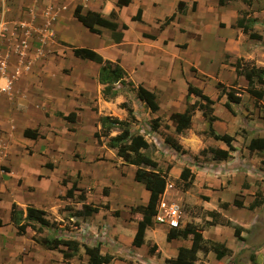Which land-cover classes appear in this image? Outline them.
<instances>
[{"label": "crops", "instance_id": "crops-1", "mask_svg": "<svg viewBox=\"0 0 264 264\" xmlns=\"http://www.w3.org/2000/svg\"><path fill=\"white\" fill-rule=\"evenodd\" d=\"M12 1L10 2L12 3ZM112 1L113 5L109 4L107 6L108 13L106 14L102 12L105 7L104 0H74L70 21L66 23L67 21L61 20L60 16L62 9L65 7L63 2L49 0L45 7L38 9L35 16V20L38 22L36 25L38 33L35 34L39 39L47 35L53 36L55 40L53 47L56 51L52 55V57H55H53L54 62L57 59H64L67 55H72V50L64 48L62 44L76 48H88L107 61H117L132 83L136 86L140 85L156 96L158 104L156 112H151L140 101L145 105L142 110L145 116L154 119L167 118L169 120L172 113H182L188 104L202 102L197 96L187 92L188 84L200 89L203 94L215 101L212 109L213 116L216 119L212 122V128L217 135L227 134L232 137L228 145L222 141L214 140L206 134L209 125L206 119L202 117L201 112L196 111L192 116L190 129L178 134L175 131L174 123L170 121L172 123L170 128L173 132L175 131V134L167 132V136L174 139L181 146L180 154L187 155V157L192 156V160L187 161L188 163L182 161L172 163L169 160L167 166H170V168L166 172L167 166L166 168L161 167L150 153H146V150L141 149L140 152L146 153L157 162L158 170L166 173L167 182L170 180L181 181L179 178L181 170L184 167L189 168L192 178L187 181V185H184V182L181 181L182 190L174 189L176 187L171 184L172 189L164 191L160 196V199L163 197L165 200H171L181 207L179 228L188 223L204 226V222L210 220L206 213L216 212L222 218L229 220L232 225L243 229L241 232L243 240L239 241L234 236L231 227L220 224L203 227V239L222 244L231 251V255L217 259L213 252L209 251L204 254L198 251L194 264H264V189L262 185L259 187L256 184L258 180L264 178V148L263 150L253 151L248 149L251 140L264 139V113H261L259 108L255 107L256 103L263 104L261 101L264 97L261 100H255L254 97L248 95L245 92L247 88L245 78L238 76L233 67L237 60L243 59L247 62H253L256 67L264 68V30L258 34L261 39L254 40L236 27V21L240 18V15L248 13L246 11L249 6L241 0H228L224 5H219L218 0H130L131 2L127 6L119 8L115 7L117 0ZM179 1L185 3L184 15L176 12ZM250 1L251 5L255 4L252 3V0ZM192 2L196 3L194 11L190 8ZM134 4L135 7L142 10L139 22L131 21L137 9L135 12H128V9ZM76 5H81L82 14L92 11L91 13L98 14L109 21L117 23L119 26L126 24L128 29L122 31L123 38L121 42L114 43L111 38V31L100 26H94L100 31L99 35L89 32L72 16ZM142 5L148 6L152 10L155 9V11L159 8L164 12L162 16L164 18L176 12V18L170 24L163 25L164 18L154 13L149 22L155 27V31L152 32L141 27L140 31L132 36L130 35V27L145 23V12ZM112 11L115 12L114 18L110 17ZM240 12L242 13L240 14ZM187 19L197 20L201 25H206L208 29L215 31L217 37L223 41L225 48L220 66L223 70L226 69L231 73V78L229 80L214 78V90L208 93L204 91L206 81L203 78H210L211 81L212 77L191 66L189 71L183 72L185 94L181 105L172 93L173 79L167 72L168 69H165V54L166 51L172 50L177 59L180 57L182 50L188 49L189 44L181 39L187 30L183 25V22ZM72 28L78 29L80 37H72V32H75V29L72 31ZM103 34L107 36L106 40L101 39ZM172 36L173 38H171ZM58 43H61V45ZM153 50L158 52L156 54L157 58L152 57L150 60L148 55ZM39 51L41 52V50ZM143 52L146 55L145 57L142 55ZM14 57V65H16L18 59H23L20 58L22 56L15 55ZM76 61L79 65H82L84 76L77 78L73 69L71 78L60 74L63 80L55 88V96L58 97H55L54 100L59 101L61 106H65L63 109H54L51 112L43 109L44 107H41L39 103V99L42 101L46 97L48 93L46 84L50 81V79L42 77L46 75L43 68H40L39 74L19 76L12 73L11 76L6 72L5 79L0 78V88L5 85L6 80L10 85L5 93H0V139L2 138V141L6 142V154L8 149L13 146V139H17L18 143L22 145L20 159L24 162V168L16 169L10 165V162L0 160V207L5 208L8 213L5 219L0 215V219L4 224L0 227V256L13 259V264H65L59 251L46 250L34 242V237L52 235H42L41 233L45 229L41 233L27 230L24 234H17L16 228L9 222L10 208L15 203L18 209L22 211L28 205L44 210L47 219H50L51 216L54 217V221L49 220L50 222L68 223L69 228H73V231H70L71 236L69 238L89 247L99 244L100 254L113 256L114 259L109 264H168L167 260L174 259L179 248H190L191 240L188 237L166 241L171 228L153 223L152 226L145 229L143 244L140 247L132 245L141 214L132 213L131 209L144 207L149 198V193L144 186L133 179L136 167L123 163L116 155L117 162H112L110 157L104 159L105 161L103 160L101 164L109 168L110 175L98 180L90 174V177L96 182L103 181L102 184L107 186V188L102 187L101 194H91L92 189L90 187H88L87 192L84 191V187L87 186L84 183L85 177L87 178L89 175L82 170L83 164L87 162L86 159L73 160L69 166L62 165L65 173L58 177L55 183L46 180L47 176L45 175L50 174L48 170L53 173L57 167L51 168L46 163L42 165V161H47L48 157H52L54 154L58 155V152L55 150V153L54 151L56 147H59L58 150L61 149L60 153H67L75 146H70L74 139H69L70 141L67 142H62L56 138L50 139L43 131L46 132L49 127L50 130H55L54 124L60 125L65 134H67L68 128H74L75 135L93 128L91 140L96 141L93 133L99 129L98 118L106 115L111 116L100 111L104 106L109 107L112 104L115 109L113 113L115 116L112 117L119 120H126L128 116L125 110L118 107L120 103L125 102L120 99L119 95L110 102L102 99L100 95L102 87L97 83L99 65L88 60H85V63L79 60ZM36 63L39 65V62ZM58 65L64 66V64ZM180 65L181 61L178 66L180 67ZM69 67L71 66L69 65ZM218 83L231 84L236 89H241L240 103L232 104L233 114L224 107L225 95H221L218 99V95H220V92L216 93ZM40 89L44 92V95L38 93ZM161 94L164 99H168L173 104L163 114L159 102ZM244 98H246V102H243ZM93 108H96L98 113ZM218 108H220L219 113H217ZM21 111H27L31 117L35 113L34 117L37 119H34L31 124L19 125L18 115ZM248 111L253 112L249 119L246 118ZM71 113L75 114L72 122H68L59 116V114L67 116ZM132 114L135 115L136 113L133 111ZM195 118L201 126H195ZM84 122H86L84 128L78 126V123L83 124ZM132 124L129 125L130 128ZM159 128H161L160 123L157 130ZM27 129L35 131L38 137L36 139L25 137L23 132ZM135 134L143 136L140 133ZM63 136V138L68 139L66 135L63 134ZM144 140L151 145V149L152 144L148 139L144 138ZM185 141L188 142L185 143ZM195 141L198 142V147L195 151H191L187 145ZM7 143L9 144L7 145ZM84 143L86 144L85 141ZM2 144L0 142V148ZM154 146L156 150H159L156 143H154ZM68 147H71V149ZM208 147L228 151V158L216 160L210 154H199L201 150ZM27 149L33 152L31 156L28 155ZM51 154L53 155L51 156ZM201 160L204 161L203 164ZM87 164L89 163L87 162ZM260 166L263 167V170L258 168ZM127 167L133 173V180L130 181L129 185H121L122 183L116 181L122 182ZM172 175L174 178H172ZM62 178L67 181L65 185L61 184ZM72 183H75L78 188L74 192V199H59V197L65 196ZM57 186L59 187L58 191L56 190ZM52 187L55 191L52 195L53 203L49 207L43 202L22 198L23 194L35 196L42 190H51ZM103 189H106V195L103 194ZM118 190L123 198L119 204L113 206L110 203V196ZM76 193H82L85 200H77L78 195ZM258 194L260 195L261 204L250 210L249 205L254 202ZM99 195L102 196L99 197ZM167 195L169 198H167ZM95 199L97 202L103 200L98 205L107 204L108 209H100L98 213L88 217L74 216L76 211L81 210L83 203L93 205L96 202ZM68 200L78 202L77 204L81 208H77L76 211L67 209L66 207L70 204ZM222 204H227L228 207L223 208ZM231 212H237L236 218L232 220L231 217L234 216ZM114 213H118V215L115 216ZM235 219L238 223H235ZM5 231L7 233L3 234ZM153 246L156 248L155 252L150 253V248ZM61 249L65 248L61 247ZM259 258L262 259L260 262H258ZM87 262L88 257L82 248L76 256L69 260V264H87Z\"/></svg>", "mask_w": 264, "mask_h": 264}, {"label": "trees", "instance_id": "trees-1", "mask_svg": "<svg viewBox=\"0 0 264 264\" xmlns=\"http://www.w3.org/2000/svg\"><path fill=\"white\" fill-rule=\"evenodd\" d=\"M228 0H218L219 5L226 4ZM247 6H251L250 0H241ZM131 1L130 0H117L115 7L119 8L121 6H127ZM196 3L192 2L191 10H195ZM185 3L179 1L177 3V11L184 15L185 13ZM81 5H76L73 9L72 16L75 20L80 22L87 30L91 33L100 34V31L94 26H100L111 31V38L114 43H120L123 38L122 31L127 30L128 26L126 24L118 25L115 22L109 21L98 14L94 13H81ZM176 12H173L169 16L165 17L162 24L168 25L176 18ZM142 10L137 8L135 16L131 18V21H140L141 20ZM115 12L110 13V17L114 18ZM255 19L249 16L247 13H243L240 18L236 21V27L241 30L245 35H248L250 39L260 40L261 37L253 31V26L255 25ZM151 38V37H150ZM72 50V55L75 58L88 60L99 65L98 74H97V83L102 87L100 95L102 99L106 102L114 100L119 95L118 85L122 87L129 85L133 87L132 82H127V75L124 70L119 66L117 61H107L101 55L95 51L88 48H76L68 46ZM235 72L238 76H243L247 82V88L245 92L254 97L255 100H261L264 97V68L256 67L251 62H246L243 59L237 60L234 64ZM194 71V70H193ZM136 97L142 101L151 112H156L158 110V104L156 102V96L152 93L141 87L140 85L135 86ZM217 89L220 91L218 99L221 95H225L226 102L224 107L229 110L232 114V104L240 103V94L239 89L234 88L233 86L225 87L223 84L218 83ZM187 92L197 96L200 101L192 105L188 104L185 110L182 113H172L169 116V120L172 121L175 125L176 133L180 134L185 130L190 129L192 116L196 111H200L202 117H204L209 125L208 136L212 137L214 140L222 141L228 145L232 139L230 135H217L213 128L212 122L216 119L213 116L212 106L215 104V101L211 100L203 92L193 87L192 85H187ZM120 109L125 110L127 115L133 118L132 107L127 101L122 102L118 106ZM61 118L68 122L74 121L75 114L71 113L67 116L59 114ZM99 129L93 133V137L98 143L101 142V139H106V147L113 150L115 155L122 160L123 163L127 165H132L136 167L134 174V181L142 184L144 188L149 193L148 202L144 207H136L131 209L133 213L141 214V219L137 222V230L134 234L132 245L135 247H140L144 241V232L145 229L153 224V216L155 215V207L157 202L160 199V196L164 193L166 186V173L158 170V164L146 153L140 152V150L150 149V144L147 143L143 136L139 134H133L130 128V121L119 120L115 117L106 115L100 116L98 118ZM159 127V119H153L151 128L152 130H157ZM112 132H115L114 135H111ZM23 135L30 139H36L38 134L33 130H25ZM164 142L169 144L173 150L176 152L181 151V146L172 138L166 136L164 137ZM264 148V139H255L251 140L248 149L249 151L253 150H263ZM200 155L210 154L216 160H224L228 158V151L206 148L200 151ZM196 159V157H195ZM170 166H167L166 172L169 170ZM180 180L184 182V185H187V181H190L192 175L188 167H184L181 170ZM67 181L63 180L62 185H65ZM78 188L75 183H72L70 188L67 189L65 196L59 197V199H74V192ZM103 194L106 195V189H103ZM77 200L84 201L85 196L82 193H79ZM261 204L260 195H256V198L252 204L249 205V209L252 210L255 207ZM223 208H227V204H222ZM100 209H108V205H92V204H82L81 210L75 212L74 216L76 217H88L92 214H96ZM115 216L118 213H114ZM207 216L210 218L209 221L204 222V226H197L192 223L186 224L182 228L170 229L167 234L166 241H170L175 238L186 239L190 237L191 246L190 248H179L177 255L172 260H167L168 264H194L196 261V254L198 251L206 254L207 252H213L217 259H220L224 256L231 255V251L224 247L220 243L204 240L202 237V230L205 226L213 225H224L231 227L233 229L234 236L242 241L241 232L243 229L239 226L232 225L229 220L222 218L216 212H207ZM9 222L16 228L17 234L21 235L26 233L27 230L36 231L41 233L44 229L51 230L52 228L56 229L53 231L50 236L43 237H34V242L40 245L46 250H57L61 253L62 258L65 264H69V260L76 256L82 248L85 255L88 257L87 264H109L113 261V256L109 254H100L99 244L89 247L85 244L79 243L75 239L63 238L58 236L56 231V223L50 222L47 219L46 212L42 209L36 208L34 206L28 205L24 211L18 209V206L13 203L10 208L9 213ZM4 226L2 220L0 219V227ZM64 247L65 249H61ZM155 247L150 248V253L155 252Z\"/></svg>", "mask_w": 264, "mask_h": 264}, {"label": "rangeland", "instance_id": "rangeland-1", "mask_svg": "<svg viewBox=\"0 0 264 264\" xmlns=\"http://www.w3.org/2000/svg\"><path fill=\"white\" fill-rule=\"evenodd\" d=\"M61 2H63V4L65 5V7L62 9L61 11V20L63 21H67L66 23H69V19L71 17V9H72V4L74 2V0H60ZM255 3L251 6L248 7L247 14L250 15L251 17L256 19V24L254 25L253 31L257 34H259L260 32H262L264 30V0H252V3ZM113 5V1L112 0H104V5L105 7L103 8V13H108L107 11V6L108 5ZM27 5V1L26 0H13L11 3V7H12V14L10 17V20L12 22L16 21L19 22L20 20H22V18H24V16H22L21 14H19V9L20 7L22 8L23 6ZM144 8V12H145V23L144 24H137V25H132L130 27V35H136L139 31L140 28H146L149 31L154 32L155 31V27H153V25L149 22L150 17L155 13L157 14L159 17H162L164 15V12L161 11L159 8L152 10L151 8H149L148 6L142 5ZM90 8V7H89ZM137 9V7H135V4L132 5V7L130 9H128V12L130 11H134ZM37 11V10H36ZM92 12V11H91ZM242 12H240L241 14ZM242 16V14L240 15V17ZM26 19V16H25ZM195 21V22H194ZM36 23H38L36 21ZM183 25L185 26L186 33L184 35H182L181 39H183L184 41H186L189 44L188 49L186 50H182L181 55L179 58H175L174 54L171 51H166L165 54V58H166V70L169 73L171 79H173V83H172V93L174 94V97L176 98V100L182 105L183 104V97L185 94V79H184V75L183 72H187L189 71V68L191 66L195 67L196 69H198L199 71H201L202 73L209 75L210 77H212L211 81L210 78H203L204 81H206V83H204L205 87H204V91L211 93L214 90V78H218L220 80H229L231 78V73L229 71H227L226 69L223 70L220 66L221 63V57L223 54V50L225 48V44L223 43V41L221 39H219L217 37V34L215 33V31H211L210 29H208V27L206 25H201L197 20H192V19H187L183 22ZM75 28H72V31ZM78 30V29H77ZM75 29V32H72V37L77 38L80 37L78 31ZM210 30V31H209ZM200 34V35H199ZM19 37H12L10 38L8 41H6V46H5V55L7 56V61H6V72H8L9 75H11L12 73L14 75H25V76H29L32 74H39L38 71L41 70L40 68H43L44 73L46 74L45 77L46 79H50L49 83L46 84L48 93L46 94V97L44 99H42V101H40L39 99V103L41 107H44L43 109H46L48 112H51L54 109H63L65 105L61 106L59 104V101H55L54 98L58 97L55 96V88L58 86V83L62 82L63 77L60 75L62 74L64 77L67 78H71V76L73 75L72 73V69L73 72L75 73V76L77 78H81L82 76H84V71H82L83 69L81 68L82 65H79L77 63L76 60L82 61L84 62L85 60H81V59H77L74 58L71 54L67 55V57L65 56L64 59L62 60H58L56 62H54V58L52 57L53 54H55V49H54V43L55 40L53 38V36L47 35L46 37L43 38H38L36 36V34L31 33L28 37H24L22 35H18ZM16 40H15V39ZM173 38V36L171 37ZM25 40L26 43L25 46L26 48L23 49L24 54H18L17 56H22L20 58L23 59H18L16 61V65H14V59H15V55H12L9 52H12L13 47H16L17 44L20 43V41ZM106 40L107 36L105 34L102 35V38ZM57 44V42H56ZM59 45H61V43H58ZM64 48L68 49V45H63ZM52 47V48H51ZM51 48V49H50ZM200 48V49H199ZM202 48V50H201ZM41 50V52L39 50ZM8 51L9 54H6ZM147 51V50H146ZM149 52V51H147ZM232 52V51H231ZM158 52H156L155 50H153L149 55V59L151 60L152 57L154 59H156V54ZM38 55V56H37ZM142 55L145 57V53L143 52ZM14 58V59H13ZM53 60V61H52ZM181 61V65L180 67L178 66L179 63ZM39 62V65L38 63ZM41 62V63H40ZM247 62V61H246ZM85 63V62H84ZM153 63V62H152ZM253 63V62H251ZM58 64H64V66H59ZM254 64V63H253ZM26 65V66H24ZM69 65L71 67H69ZM95 65V64H94ZM255 65V64H254ZM28 66V68H27ZM39 66V67H38ZM42 73V71H41ZM12 76V75H11ZM62 77V78H61ZM126 83L127 82H131V80L127 77V79L125 80ZM210 81V82H208ZM34 82V81H33ZM225 87H229L231 86V84H223ZM229 85V86H228ZM135 84L133 83V87L129 86L128 84L125 86H121L118 85L117 88L119 90V96L120 99L123 101H127L129 103V105H131L132 107V111H134L136 114L133 115L131 117L127 116L126 120L130 121V124H132L131 126V131L133 134L135 133H140L144 136L145 139H148V141L152 144V148L149 149L148 151H146V153H150L151 156L154 158V160H156L161 167L166 168L167 165H169V160L172 161V163L175 162H180L182 161L187 162L189 160H192V156L187 157V155H182L179 152H176L175 150L172 149V147L164 142V137L167 136V132L171 133V134H175V131L173 132L170 128V125H172V123L170 122V120L166 119H160L159 123L161 125V128H159L158 130L154 131L151 128L152 125V120L154 118L145 116V114H143V108H145V105L140 102V100L136 97V88H135ZM234 87V86H233ZM235 88V87H234ZM264 89V88H263ZM239 90H241L239 88ZM220 91L217 90L216 93H219ZM38 93L40 95H44V92L40 89L38 91ZM212 95V94H209ZM113 101V100H112ZM110 102V101H109ZM159 102H160V106H161V113H165L168 109L169 106L173 105L168 99H164V97L162 96V94L159 97ZM246 102V98H244V101ZM263 102V104H255L256 108H259V111L261 113H264V99L261 101ZM110 110H109V109ZM93 110L95 112L98 113V111L96 110V108H93ZM100 111H102L105 114H110L111 116H115L113 113L115 111L114 106L111 104L109 107L108 106H104ZM220 108H218L217 113H219ZM253 112L248 111V113L246 114V118L249 119L251 118L250 115H252ZM30 114L27 111H21V113L18 115V124L19 125H27V124H31L33 122V120L37 119L34 113V116L31 117L29 116ZM196 119V118H195ZM194 119V124L195 126H201V124L198 123V120ZM78 126H82L83 128L86 126V122H84L83 124L78 123ZM205 126V123H204ZM55 130H50V127L47 128L46 132L43 131V133H45L46 136H48L50 139L51 138H56L62 142H67L70 141L69 139H74L72 142V145L70 146H75L74 148L69 150V152L67 153H60V150H58L59 147L54 148V151L56 150L58 152V155L54 154V156H52L53 154H51L52 157H48V160L42 161V165L46 163L47 166H50L51 168H54V166L57 167L55 172H51L50 170H48L50 172V174L45 175L47 176V181H51V183H55L57 178L62 176L65 171H64V167H62V165H66L69 166L71 164V162L73 160H80V158L82 159H86V161L89 163L87 164V162L85 164H83V168L82 170H84L85 172H87L89 175L87 176V178L85 177V186L84 187V191L87 192L88 191V187H90L92 190L90 191L91 194H101L102 191V187L103 188H107V186H105L103 183V181L100 182H96L94 179H92L90 177V174L92 176H95L96 179H104V177H107L108 175H110V170L109 168L104 167V165L101 164V162L104 159H108V157L111 158L112 162H117L118 158L115 156V153L113 150H110L106 147V139H101V142L98 143L95 140H91V135L93 132V128H90L88 131L79 133L78 135H75V129L74 128H68L67 129V134H65L63 132V129L60 127V125H55ZM64 135H66L68 137V139L65 137L63 138ZM115 132H112L111 135H114ZM44 136V137H46ZM84 136V137H83ZM43 137V136H42ZM84 141L86 142V144L84 143ZM0 142H2L3 144L1 145L0 148V160L1 161H8L10 162V165L16 169L18 168H24V162L21 161L20 156L22 155L21 152V144L18 143L17 139H13V146L10 147L7 151L6 154V142H4V140L2 141V138L0 139ZM188 142V141H187ZM185 141V143H187ZM154 143H156L157 147H159V150H156L154 147ZM198 142H192V144L187 145V147L191 150V151H195L196 148L198 147L197 145ZM9 143H7L8 145ZM64 146V145H62ZM77 147V148H76ZM81 150V151H80ZM55 151V153H56ZM156 151V152H155ZM17 153H19V155H17ZM27 153L29 156H31L33 154V152L31 150L27 149ZM17 155V156H16ZM116 159V160H113ZM105 161V160H104ZM204 161L201 160V163L203 164ZM62 163V164H61ZM188 163V162H187ZM186 163V164H187ZM175 168V167H174ZM259 169L263 170V167L260 166L258 167ZM256 170L258 171L257 167ZM125 177H123L124 181L122 180V182L116 181L118 183H122L121 185H129L130 181H132L133 176H132V171L130 170L129 167H127L125 169ZM172 178H174V176L172 175ZM63 180V178H62ZM136 183V182H135ZM168 183L172 184L173 186H175L176 188L174 189H178V190H182V182L179 180L176 181H168ZM138 184V183H136ZM259 187H261L264 189V178L262 177L261 180H258L256 183ZM101 188V189H100ZM100 189V190H99ZM57 191L59 190V187L57 186ZM55 189L54 187H52L51 190H42L40 192H38L35 196H30L28 194H23L22 198L23 199H29V200H36V201H40L43 202L44 204H47V206L49 207L52 203H53V198L52 195L54 193ZM109 191V189H108ZM118 191L114 192V194L112 193L110 196V203L113 206H116L117 204H119L120 200L123 198V195H121L120 193H118ZM40 194V195H39ZM76 195H79L78 193H76ZM102 196V195H101ZM99 195V197H101ZM167 198H169V196L167 195ZM95 204L93 205H98L101 202H103V200H100L97 202V200L95 199ZM70 203L68 207H66L67 209H70L71 211H76L77 208H79L80 206L77 204L78 202H73V201H69ZM94 202V201H93ZM82 207V206H81ZM80 207V208H81ZM232 216L231 220L233 218H236L237 216V212H231ZM0 215L2 216L3 219H5V217H7L8 213L7 211H5V208H1L0 207ZM54 217L51 216V218L49 219L50 221H54L53 219ZM241 221V220H238ZM56 228H57V234L58 236L61 237H65V238H69L71 236L70 231H73V228H69L68 223H61L58 224V222L56 221ZM235 223L237 222V219H235ZM64 226V228H63ZM206 227V226H205ZM56 229L52 228L51 230H44L43 233H41L42 235H50L53 233V231H55ZM7 231L3 232V234H6ZM87 234V232H86ZM84 234V235H86ZM262 259L259 258L258 262H260ZM0 264H13V259H10L8 257H1L0 256Z\"/></svg>", "mask_w": 264, "mask_h": 264}, {"label": "built area", "instance_id": "built-area-1", "mask_svg": "<svg viewBox=\"0 0 264 264\" xmlns=\"http://www.w3.org/2000/svg\"><path fill=\"white\" fill-rule=\"evenodd\" d=\"M12 0H0V78L6 76V59L4 56L6 41L12 37H19L22 35L28 37L31 33H38L36 28L35 16L39 8L45 7L49 0H26L27 5L20 7L19 14L24 16L19 22H12L10 20L12 14L11 2ZM37 10V11H36ZM26 16V19H25ZM16 37V38H17ZM15 39V38H14ZM16 40V39H15ZM26 41L23 39L16 47H13L11 54H24L23 49L26 47ZM8 54V51L7 53ZM7 69V68H6ZM5 79V78H4ZM9 83L6 80L5 85L0 88V93L3 94L9 89ZM172 185L166 183L165 190H171ZM155 215L153 216V223L166 225L171 229L179 228V218L181 215V207L171 200H165L163 197L159 199L155 207Z\"/></svg>", "mask_w": 264, "mask_h": 264}, {"label": "clouds", "instance_id": "clouds-1", "mask_svg": "<svg viewBox=\"0 0 264 264\" xmlns=\"http://www.w3.org/2000/svg\"><path fill=\"white\" fill-rule=\"evenodd\" d=\"M168 183V182H167Z\"/></svg>", "mask_w": 264, "mask_h": 264}]
</instances>
